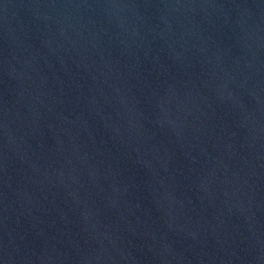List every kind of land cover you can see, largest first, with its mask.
<instances>
[{"label": "water", "instance_id": "95a60500", "mask_svg": "<svg viewBox=\"0 0 264 264\" xmlns=\"http://www.w3.org/2000/svg\"><path fill=\"white\" fill-rule=\"evenodd\" d=\"M0 264H264V0H0Z\"/></svg>", "mask_w": 264, "mask_h": 264}]
</instances>
